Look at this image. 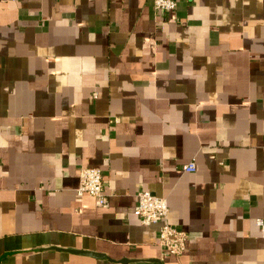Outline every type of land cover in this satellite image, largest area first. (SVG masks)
Here are the masks:
<instances>
[{
	"label": "crops",
	"instance_id": "obj_1",
	"mask_svg": "<svg viewBox=\"0 0 264 264\" xmlns=\"http://www.w3.org/2000/svg\"><path fill=\"white\" fill-rule=\"evenodd\" d=\"M0 264H264V0H0Z\"/></svg>",
	"mask_w": 264,
	"mask_h": 264
},
{
	"label": "built area",
	"instance_id": "obj_2",
	"mask_svg": "<svg viewBox=\"0 0 264 264\" xmlns=\"http://www.w3.org/2000/svg\"><path fill=\"white\" fill-rule=\"evenodd\" d=\"M156 10L172 11L178 5V0H153ZM96 96V93H95ZM194 161L183 165L185 171H196ZM77 194H89L100 206H108L109 198L104 192V177L100 168L83 167L80 170ZM134 212L144 225L159 223V244L170 254L180 256L187 248L188 233L169 221V204L165 197L146 189L137 192V204ZM258 223L262 224L261 219Z\"/></svg>",
	"mask_w": 264,
	"mask_h": 264
}]
</instances>
